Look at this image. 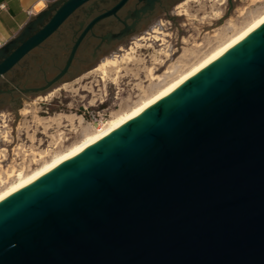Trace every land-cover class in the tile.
Masks as SVG:
<instances>
[{
    "label": "water",
    "instance_id": "water-1",
    "mask_svg": "<svg viewBox=\"0 0 264 264\" xmlns=\"http://www.w3.org/2000/svg\"><path fill=\"white\" fill-rule=\"evenodd\" d=\"M181 0H57L0 47V110L44 95ZM0 264H264V24L0 202Z\"/></svg>",
    "mask_w": 264,
    "mask_h": 264
},
{
    "label": "rangeland",
    "instance_id": "rangeland-1",
    "mask_svg": "<svg viewBox=\"0 0 264 264\" xmlns=\"http://www.w3.org/2000/svg\"><path fill=\"white\" fill-rule=\"evenodd\" d=\"M262 12L264 0H181L72 80L43 96L20 91L28 102L0 110V189L156 92ZM107 60L117 62L103 71Z\"/></svg>",
    "mask_w": 264,
    "mask_h": 264
},
{
    "label": "bare ground",
    "instance_id": "bare-ground-1",
    "mask_svg": "<svg viewBox=\"0 0 264 264\" xmlns=\"http://www.w3.org/2000/svg\"><path fill=\"white\" fill-rule=\"evenodd\" d=\"M263 24L264 12H262L258 17L253 19L234 35L229 37L224 43H222L210 53H208L205 57L193 64L186 71L182 72L170 82L160 87L156 92L143 99L141 102L137 103L132 108L112 117L102 127L97 128L93 132L87 133L80 141L72 144L67 149L61 152L56 153L50 159L45 160L42 164H39L36 168L32 169L28 173H20L17 178L9 182L4 188L0 189V202L12 195L13 193L30 185L39 178H42L44 175L51 172L59 165L79 155L92 145L96 144L103 138L109 136L114 131L118 130L120 127H122L129 121L141 115L148 108L173 93L191 77L195 76L200 71L208 67L210 64L221 58L229 50H231L233 47H235L247 37H249ZM116 62L117 60H107L101 65L100 69L106 71V67L111 65L114 66Z\"/></svg>",
    "mask_w": 264,
    "mask_h": 264
},
{
    "label": "crops",
    "instance_id": "crops-1",
    "mask_svg": "<svg viewBox=\"0 0 264 264\" xmlns=\"http://www.w3.org/2000/svg\"><path fill=\"white\" fill-rule=\"evenodd\" d=\"M55 1L57 0H0V45L17 37L30 19Z\"/></svg>",
    "mask_w": 264,
    "mask_h": 264
},
{
    "label": "flooded vegetation",
    "instance_id": "flooded-vegetation-1",
    "mask_svg": "<svg viewBox=\"0 0 264 264\" xmlns=\"http://www.w3.org/2000/svg\"><path fill=\"white\" fill-rule=\"evenodd\" d=\"M101 58V57H100ZM6 82H8L13 88H15L19 93H20V90L14 85L12 84L5 76L2 77ZM21 94V93H20Z\"/></svg>",
    "mask_w": 264,
    "mask_h": 264
},
{
    "label": "built area",
    "instance_id": "built-area-1",
    "mask_svg": "<svg viewBox=\"0 0 264 264\" xmlns=\"http://www.w3.org/2000/svg\"><path fill=\"white\" fill-rule=\"evenodd\" d=\"M3 6V5H2ZM0 47H1V45H0ZM103 120V119H102Z\"/></svg>",
    "mask_w": 264,
    "mask_h": 264
}]
</instances>
